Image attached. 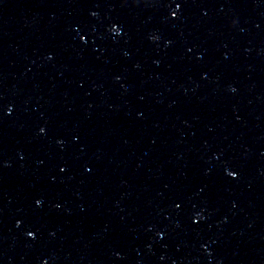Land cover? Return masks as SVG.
I'll return each instance as SVG.
<instances>
[{
    "label": "water",
    "instance_id": "obj_1",
    "mask_svg": "<svg viewBox=\"0 0 264 264\" xmlns=\"http://www.w3.org/2000/svg\"><path fill=\"white\" fill-rule=\"evenodd\" d=\"M0 264H264V0H0Z\"/></svg>",
    "mask_w": 264,
    "mask_h": 264
},
{
    "label": "snow or ice",
    "instance_id": "obj_2",
    "mask_svg": "<svg viewBox=\"0 0 264 264\" xmlns=\"http://www.w3.org/2000/svg\"><path fill=\"white\" fill-rule=\"evenodd\" d=\"M180 7H181V4H180V3H177V4H176V8H180ZM172 15H173V16H175V15H176V13H175V12H173V13H172ZM113 30H114V31H118L119 29H117V28H115V27H114V29H113ZM40 131H41V132H43V131H44V129H43V128H41V130H40ZM229 175H231V176H236L237 174H236L235 172H230V173H229ZM36 202H37V204H39V203H40V201H39V200H37ZM28 235H29V236H33L34 234H33V232H31V231H30V232H28Z\"/></svg>",
    "mask_w": 264,
    "mask_h": 264
}]
</instances>
